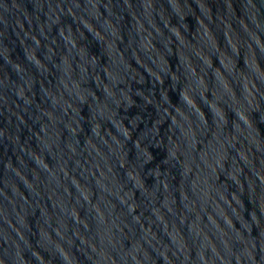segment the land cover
Listing matches in <instances>:
<instances>
[{"label": "water", "instance_id": "water-1", "mask_svg": "<svg viewBox=\"0 0 264 264\" xmlns=\"http://www.w3.org/2000/svg\"><path fill=\"white\" fill-rule=\"evenodd\" d=\"M0 264H264V0H0Z\"/></svg>", "mask_w": 264, "mask_h": 264}]
</instances>
